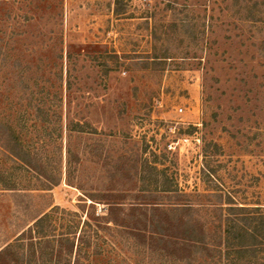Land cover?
Here are the masks:
<instances>
[{
	"label": "rangeland",
	"instance_id": "1",
	"mask_svg": "<svg viewBox=\"0 0 264 264\" xmlns=\"http://www.w3.org/2000/svg\"><path fill=\"white\" fill-rule=\"evenodd\" d=\"M45 214L72 264H264V0H0V252L56 264Z\"/></svg>",
	"mask_w": 264,
	"mask_h": 264
},
{
	"label": "trees",
	"instance_id": "2",
	"mask_svg": "<svg viewBox=\"0 0 264 264\" xmlns=\"http://www.w3.org/2000/svg\"><path fill=\"white\" fill-rule=\"evenodd\" d=\"M23 157H21V161L23 162L24 160L22 159ZM118 207V206H117ZM119 208V207H118ZM154 208H158V207H154ZM176 211H185V209H189L191 208L190 206H180V207H175ZM242 209V208H241ZM244 210V209H242ZM188 211V210H186ZM49 219L50 216L48 214L43 215L42 217H40L34 224V228H30V232H29V238H25L27 237L25 234L20 236V239L17 240V245L18 248L21 249V247L23 246V242L24 240H30L32 242V246L34 247L35 245L38 246H43L44 249H49L47 246L51 245L52 243V238H53V250L51 251V256H52V261L53 262H57L56 264H60L62 262V258L63 256L66 255L67 257V261L66 264H72L71 261V257L74 256V254L76 255V257L78 256V260L80 257V252H81V246L80 244H77L75 239H70L71 236L69 235H60V236H56L53 233V237H51L47 232V224H49ZM264 225V224H263ZM50 226V225H49ZM69 236V237H68ZM54 240H58L57 244L58 246L60 245V250L57 251L56 246L54 244ZM66 244V245H65ZM65 247V249H63ZM7 250L4 252H0V264H4L2 262H4L3 260L6 259L7 261V255H15L13 256V258H11L10 260H8V262L6 264H19V259L17 258V255L20 254L19 251L16 250H12L13 247L9 246L6 248ZM45 250V251H46ZM50 250V249H49ZM12 251V252H11ZM6 255V256H5ZM36 255V252H35ZM75 257V260H76ZM74 264H79V261L76 260V263Z\"/></svg>",
	"mask_w": 264,
	"mask_h": 264
}]
</instances>
